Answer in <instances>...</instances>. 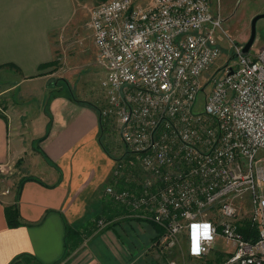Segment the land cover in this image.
Returning <instances> with one entry per match:
<instances>
[{
	"label": "built area",
	"instance_id": "2783aa9c",
	"mask_svg": "<svg viewBox=\"0 0 264 264\" xmlns=\"http://www.w3.org/2000/svg\"><path fill=\"white\" fill-rule=\"evenodd\" d=\"M87 27L105 74L101 115L118 120L142 174L138 191L105 193L161 227L166 250L186 231L193 258L221 237L232 246L221 264H264V50L251 58L235 48L198 111L203 77L221 54V20L207 0H107ZM245 200L254 241L238 232Z\"/></svg>",
	"mask_w": 264,
	"mask_h": 264
},
{
	"label": "crops",
	"instance_id": "0c3cea01",
	"mask_svg": "<svg viewBox=\"0 0 264 264\" xmlns=\"http://www.w3.org/2000/svg\"><path fill=\"white\" fill-rule=\"evenodd\" d=\"M105 1L0 0V66L18 77L14 87L48 80L39 66L53 61L55 49L62 43H78L89 18L86 12ZM49 81L41 87L43 95ZM24 94L30 100L32 93L28 88ZM38 103L39 107L28 104L21 108L0 101V169L13 168L17 160L27 157V169L17 186L13 184L9 191L0 183V264H11L21 255L26 258L16 264L60 261L64 253V224L80 226V231L86 233L91 223L89 216L103 207L101 188L115 166L100 143V110L93 105L96 110L76 104L64 93L48 100L46 107ZM13 205L21 223L15 228L8 226L5 216V208ZM129 227L133 239L141 242L128 250L119 246L123 263L164 264L166 249L151 244L156 237L154 229L144 222H130ZM216 241L210 254L190 256L188 264H217L216 255L211 257L213 250L222 255L226 244L221 237ZM150 245L154 246L152 250L148 249ZM144 248L148 250L142 255L140 250Z\"/></svg>",
	"mask_w": 264,
	"mask_h": 264
},
{
	"label": "rangeland",
	"instance_id": "374dc122",
	"mask_svg": "<svg viewBox=\"0 0 264 264\" xmlns=\"http://www.w3.org/2000/svg\"><path fill=\"white\" fill-rule=\"evenodd\" d=\"M207 1L209 2L213 12L219 16L221 20L222 32L218 33L221 54L215 64L205 73L203 77L204 85L201 88V93L198 95L195 104L196 110L198 111L201 110L206 94L210 91V86L208 85L209 79L218 78L220 69L225 64L229 62L232 63L235 60V48L242 49L249 39L252 19L256 15L264 14V0ZM100 3L103 2H99L98 4ZM91 9L86 12L88 14L87 17H89V12ZM88 21L89 18L86 22V25H83L78 43H74V41L70 40L69 43H62L59 45V47L57 46V50L55 49L56 54L53 59L56 61V66H50L43 69L45 71V74L43 75H48L47 78L48 80L50 79L48 83L49 88L45 87V95H43L40 90L45 81L48 80H36L33 84L23 85L21 88H19V86L14 87L18 83V77L13 72H11L12 76L10 78H0L1 104L5 105L12 102L16 104L17 107L24 108L27 107L26 105L28 104H30V106L34 105L39 107L38 102H40L46 107L47 102L50 99L51 91L55 90V87L60 84L61 79L66 81L71 86L72 93L77 100L87 102L95 106L98 110L102 111L107 106L105 93L101 87V83L104 80L105 74L103 69L97 64L96 61L95 48L92 43L90 31L87 27ZM255 30V40L248 53L251 58L256 57V55L264 50V19L257 21ZM5 74H7V71L1 69L0 76ZM27 88L32 93L30 100H28L27 97L25 98L24 91ZM41 97L43 100H41ZM118 126V120L115 118V116L110 115L109 117H105L101 131V140L104 145L105 152H108H106V154L114 161V164L125 160V158L129 156L132 157L122 142ZM26 159L27 157H21V159L14 163L13 168L0 169V183L3 185L4 190L11 191L13 184L16 186L18 185V179H22L21 175L23 172H25V169H27ZM134 164V160L129 164L130 173H132L134 169L138 170V167L134 166ZM131 178L137 182V179H135L137 176L133 174V177L130 175L129 179ZM107 183L108 182H105L103 184L101 190H103ZM103 213L104 208L100 207L97 209V211L89 216L88 220L94 225L95 229L92 233L93 235H86L85 239L80 242L79 246L76 249L68 252V256L60 260L57 264H125L123 263V251L118 252V249L120 246L123 248V250H128V247L132 248L135 243L139 244L141 242L133 239L131 230H129L130 222L139 223L138 221L131 219L132 217L137 216L135 214L128 215L124 218L126 219L125 221L121 220V222H119L121 223L120 226L118 225L112 227L111 224L113 222L116 223L117 221L104 223L105 220L102 218L104 217ZM130 213L132 212L130 211ZM252 213L253 210L251 208L250 201L245 200L244 207L240 212V216L237 218L242 219L240 220L241 223L242 221L251 223L250 220L245 219L249 218ZM99 216H101V218L98 223L95 224L94 222L97 221L96 217ZM209 217L215 219V213L212 212ZM100 222L103 223L102 226L99 225ZM119 243L121 245H119ZM151 244L154 245V242L152 241ZM216 244L217 241L214 247ZM230 246L231 244L223 246L227 249L223 248L222 255H226L230 251L228 250L232 247ZM188 247V233L183 231L178 238L176 246L171 250H166V252H163L165 257L162 258V261L164 264H188V259L190 257ZM153 248L154 246L152 247V245H150L148 249L152 250ZM156 248L157 247H155V249ZM148 249L145 250L144 248L143 250H140L142 251L141 254H146ZM157 252L159 251L157 250ZM213 252L215 254L213 253L211 257L220 254L214 250ZM160 264H162V262Z\"/></svg>",
	"mask_w": 264,
	"mask_h": 264
},
{
	"label": "trees",
	"instance_id": "16d2710c",
	"mask_svg": "<svg viewBox=\"0 0 264 264\" xmlns=\"http://www.w3.org/2000/svg\"><path fill=\"white\" fill-rule=\"evenodd\" d=\"M7 66L12 67V68H16L14 65H7ZM50 66L55 67L56 61L53 60L50 63L40 65L39 70H43V69L50 67ZM3 67H4V65L0 66V70ZM9 74H11V75H9ZM11 76H12V73L7 72V74L1 75L0 78H2V79L7 78V77L10 78ZM63 93L66 95V97L70 101H72L76 104H79V105H85V106L91 107V108L96 110V108L93 107L91 104L77 100L72 93L71 86L66 81L60 79V84L57 87H55L54 91H51L50 99L55 98V97H57ZM97 112L101 115V111H97ZM104 121H105V117H103L101 115L100 116V139H101L102 125H103ZM49 125H48V129H49ZM48 129L46 131V134L48 133ZM46 134L41 139H38L37 141H40L43 138H45ZM100 143H101L103 150L105 151L102 140ZM133 160L135 161L134 157L129 156V157L125 158V160L120 161L118 163V166L121 167L120 168L121 169L120 175L115 176L112 174L110 176L108 183L106 184V186L102 190L101 203H102L103 208H104V213H103L104 217H102V218H104V220H105L104 223L117 221L116 223H114V222L112 224L110 223L112 225V227H115L118 225L120 226L121 223H119V222H121V220H124V221L126 220V219H118V218H120V216L127 217L128 215H133L134 213L126 205L116 203L112 198H110V196H108L105 193V191L107 188H110V187L113 189H116L117 191H124V190H137L138 191V188H139L138 183L142 179V174L140 173V169H139L138 165H135V166L138 167L139 171L137 169H134V171L132 173H130L129 164ZM128 173H129V175H128ZM133 174L135 176H137V178H135V179H137V182L133 178L129 179L130 175L133 177ZM21 184H22V182H21ZM21 184L19 185V190L17 191V196H18V192L21 189ZM140 192L141 191H139V193ZM130 211L132 213H130ZM5 216H6L7 224L9 227L15 228V227L21 225V223L19 222V219H18V211H17L16 205H13L12 207H9V208H5ZM100 218H101V216L96 217L97 221L94 223L97 224L98 221L100 220ZM116 218H117V220H116ZM131 219L134 221L147 223L150 227H152L154 229V231L156 232V237L153 239V242H154L155 246H157V244H160L161 238L164 234L161 227H159L158 225H156L154 223H151V222H148L144 219H141L139 217H132ZM109 228H107V229H109ZM94 230H95L94 225L92 223H90L88 229L86 230V233L83 234L80 231V226L75 227V226L68 225L65 223L64 224V232H65L64 253H63V256L61 257V260L68 256L67 255L68 252L76 249L79 246L80 242L85 239V236L86 235L90 236L94 232ZM238 232L241 234V236L243 237V239L245 241H254L256 239V236H257L256 227L247 221L240 223V225L238 226ZM23 257H25V256L21 255V256L15 258L11 264H16L19 260H22ZM225 257H226V255H219V254L216 255V259H215L216 263L221 264V262L224 260ZM57 263H55V264H57Z\"/></svg>",
	"mask_w": 264,
	"mask_h": 264
},
{
	"label": "water",
	"instance_id": "95a60500",
	"mask_svg": "<svg viewBox=\"0 0 264 264\" xmlns=\"http://www.w3.org/2000/svg\"><path fill=\"white\" fill-rule=\"evenodd\" d=\"M260 19H264V14L256 15L252 19L250 36H249L248 41L245 43V45L243 46V48H242V50L240 52L241 55H244V56L248 55L249 50H250L251 46L253 45L254 40H255V36H256L255 26H256L257 21L260 20Z\"/></svg>",
	"mask_w": 264,
	"mask_h": 264
},
{
	"label": "snow or ice",
	"instance_id": "6c2138e0",
	"mask_svg": "<svg viewBox=\"0 0 264 264\" xmlns=\"http://www.w3.org/2000/svg\"><path fill=\"white\" fill-rule=\"evenodd\" d=\"M196 251H199V249L197 248Z\"/></svg>",
	"mask_w": 264,
	"mask_h": 264
}]
</instances>
